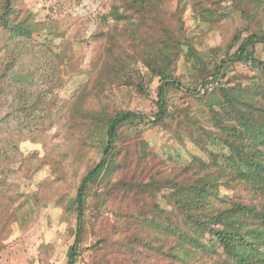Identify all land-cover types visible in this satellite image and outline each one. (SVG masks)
<instances>
[{"label": "trees", "instance_id": "16d2710c", "mask_svg": "<svg viewBox=\"0 0 264 264\" xmlns=\"http://www.w3.org/2000/svg\"><path fill=\"white\" fill-rule=\"evenodd\" d=\"M208 1L190 3V8H196L193 17L198 22L209 25L219 18L234 20L236 12L246 20L227 38L223 55L210 58L202 55L197 38L187 32L184 14L188 7L182 0L173 12L178 33L155 12L165 0H114L103 20L108 23L112 17L116 28L106 31L99 27L93 33L95 41L104 42L90 62V77L65 97L57 87L61 68L58 40L67 38V30L61 24L43 25L25 0H0V193L16 170L14 164L21 161V143L42 131L66 128L75 145L90 154L88 161H93L80 176L75 194L59 196L56 204L65 215L76 213L67 264H80L87 249L119 245L120 238L103 236L85 247L91 184L105 172L128 168L123 155L127 128L138 133L145 126L169 129L183 143L189 140L206 152L208 159L191 153L190 165L165 174L153 164L159 176L150 181L141 176L144 164L130 181L119 184L134 194L138 206V214L116 212L128 219L126 225L133 224L131 241L157 255L178 257L162 236L170 232L187 241L193 251L213 252L225 264H264V207L242 198L229 199L222 190L224 185L234 191L245 187L264 194V60L258 54L264 43L259 18L264 0ZM226 1L231 3L228 8L223 6ZM122 21L133 24L123 30L130 48L119 39L117 25ZM85 44L78 36L67 42V73L77 69L78 50ZM184 54H191L194 63L203 66V76L193 86L186 85L177 73ZM140 63L148 69L149 79L139 69ZM238 63L260 68L263 82L245 86L228 77ZM154 79L159 81L154 108L150 112L133 109L135 94L145 97ZM171 90L184 93L180 103L173 101ZM212 94L218 98L214 105ZM148 147L146 153H150ZM216 153L229 168L226 177L218 169ZM156 190L160 196L166 190L162 196L166 206L157 200ZM107 195L98 192L102 200ZM148 213L146 220L140 218ZM109 262L102 255L93 263ZM149 262L133 251L120 264Z\"/></svg>", "mask_w": 264, "mask_h": 264}, {"label": "rangeland", "instance_id": "374dc122", "mask_svg": "<svg viewBox=\"0 0 264 264\" xmlns=\"http://www.w3.org/2000/svg\"><path fill=\"white\" fill-rule=\"evenodd\" d=\"M25 1L35 13L36 19L43 25L61 24L62 30H67V38L58 40L61 68L57 87L62 96L69 97L89 79L90 62L99 50L98 47L104 42L95 41L92 38L93 33L99 27H104L106 31L116 28V22L112 17H109L108 23H104L103 20L111 12L114 0ZM182 1L188 7L184 14L185 26L188 34L197 38V49L203 56L209 58L217 53L223 55L228 46L227 38L234 33L236 27L246 23L241 12H236L234 20L219 18L208 25L198 22L193 17L196 12V8H190L193 0ZM208 3L211 4V1ZM177 5L178 0H165V5L158 7L155 12L178 33L179 24L173 16ZM230 5L228 1L223 2L226 8ZM259 18L264 27V5L260 7ZM126 26L131 29L133 24L122 21L118 23L117 28L120 42L130 48L129 38L123 35ZM42 33L45 34V31ZM74 36L85 39V43L88 44L78 50L77 69L73 73H67L65 51L67 42ZM258 54L264 60V43L259 45ZM139 69L142 74L147 75L148 69L141 63ZM177 73L186 85L193 86L202 78L203 66L194 63L191 54H184L178 61ZM261 73L260 68L253 64L238 63L233 70H229L228 77L236 78L247 86L263 82ZM149 78L147 75V79ZM158 83V79L151 81L145 97L135 94L132 108L150 112L154 108ZM169 95L176 103H180L184 97V93L178 90H171ZM210 98L212 105L218 102L215 94L210 95ZM126 136L123 155H126L128 168L120 172H105L91 184L85 247L103 236L111 240L119 238L121 240L114 249L109 245H103L100 250H85L81 255L80 264H94L93 262L98 261L102 255L110 259L109 264H120L133 251L137 252L143 261L146 259L152 261L149 264H225L213 252L193 251L187 241L177 238L170 232L162 236L167 241V247L173 253H178L179 258L157 255L154 251L138 248L131 241L135 231L133 224L126 225L129 223L128 219L122 214L117 215L116 212L127 210L138 214V206L134 194L119 184L122 181H130L135 170L144 164V170L140 171L141 176L150 181L159 176L155 173L157 169H154L153 164H157L160 173L165 174L176 167L190 165L192 154L206 159L208 157L206 152L189 140H186L187 146L184 145L186 143L163 126H145L138 133L136 129L127 128ZM147 146L150 147V153L145 151ZM20 148L23 153L21 161L14 164L16 170L9 178L5 190L0 193V264H67L74 243L76 213L65 215L64 210L56 204L59 196L68 195L70 198L75 194L80 176L85 172L87 165L93 162L88 161L91 156L75 145L72 132L58 127L35 134L23 141ZM216 155H219L217 166L221 176L223 174L226 177L229 168L225 165V159L219 153ZM222 190L229 199L242 198L264 207L263 193L256 194L245 187H239L234 191L224 185ZM98 192H108L106 200L100 199ZM155 192L157 200L166 206L162 198L166 190L162 191V196L159 191ZM32 196L33 199L29 202ZM149 216L150 213L140 218L146 220Z\"/></svg>", "mask_w": 264, "mask_h": 264}]
</instances>
